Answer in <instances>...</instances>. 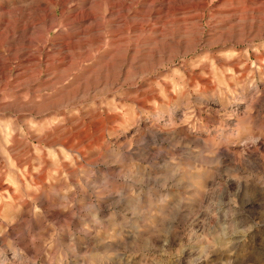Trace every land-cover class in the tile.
<instances>
[{"label": "rangeland", "instance_id": "rangeland-1", "mask_svg": "<svg viewBox=\"0 0 264 264\" xmlns=\"http://www.w3.org/2000/svg\"><path fill=\"white\" fill-rule=\"evenodd\" d=\"M0 264H264V0H0Z\"/></svg>", "mask_w": 264, "mask_h": 264}, {"label": "bare ground", "instance_id": "bare-ground-1", "mask_svg": "<svg viewBox=\"0 0 264 264\" xmlns=\"http://www.w3.org/2000/svg\"><path fill=\"white\" fill-rule=\"evenodd\" d=\"M48 1V0H47ZM109 11V10H108ZM61 43V42H60ZM75 48V47H74ZM49 75V74H48ZM48 81V80H47Z\"/></svg>", "mask_w": 264, "mask_h": 264}]
</instances>
